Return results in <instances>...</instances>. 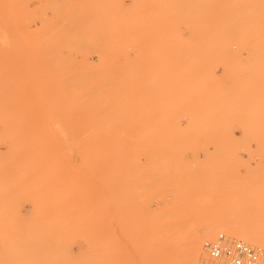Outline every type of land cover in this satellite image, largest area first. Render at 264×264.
<instances>
[{
    "label": "rangeland",
    "instance_id": "1",
    "mask_svg": "<svg viewBox=\"0 0 264 264\" xmlns=\"http://www.w3.org/2000/svg\"><path fill=\"white\" fill-rule=\"evenodd\" d=\"M223 217L261 241L194 264L264 254V0H0V264H174Z\"/></svg>",
    "mask_w": 264,
    "mask_h": 264
},
{
    "label": "bare ground",
    "instance_id": "2",
    "mask_svg": "<svg viewBox=\"0 0 264 264\" xmlns=\"http://www.w3.org/2000/svg\"><path fill=\"white\" fill-rule=\"evenodd\" d=\"M84 157H86L87 158V156H84ZM84 159V158H83ZM91 160V159H90ZM72 167H74V166H72ZM95 168V167H94ZM97 168V167H96ZM96 168L94 169L95 170V172H97V170H96ZM80 169V168H79ZM72 170V169H71ZM73 170H74V168H73ZM92 170V169H91ZM101 170V169H100ZM114 171V169H110V172L111 171ZM76 171H78L77 169H76ZM82 171H83V169H82ZM85 171V170H84ZM106 171V170H105ZM105 171H103V172H105ZM108 171V170H107ZM112 171V172H113ZM90 172H92V171H90ZM102 172V171H101ZM111 172V173H112ZM79 173V172H78ZM99 173V172H98ZM110 173V174H111ZM87 174H89V173H87ZM97 174V173H96ZM109 175V174H108ZM68 176V175H67ZM88 176V175H87ZM106 176V175H105ZM68 178V177H67ZM76 178H77V176H76ZM106 177H104V179H105ZM69 179V178H68ZM85 179V178H84ZM86 179H87V177H86ZM104 180L103 178H100L99 180ZM107 181L106 180H104L107 184H109V186L111 187V185H113L112 184V182L114 183V181L113 180H115V177H113V176H107ZM72 181H75V179L74 180H72ZM67 182H69L68 180H67ZM100 182H102V181H100ZM73 183V182H72ZM77 183H80V185H81V187L82 188H84L83 186H82V183L81 182H77ZM98 183V182H97ZM97 183H95V185L97 184ZM85 183H83V185H84ZM88 184V183H87ZM70 186V183H67V186ZM79 185V184H78ZM78 185H76L75 186V184H73V186L74 187H76V189L78 188ZM90 185V184H89ZM88 185V186H89ZM94 185V186H95ZM103 185H104V183H103ZM118 185V184H117ZM68 186V187H69ZM71 186H72V184H71ZM72 186V187H73ZM105 186V185H104ZM116 186V185H115ZM72 187H70V189L72 188ZM74 187H73V189H74ZM80 187V188H81ZM96 187V186H95ZM94 187V188H95ZM110 187H108V188H110ZM114 187V186H113ZM112 187V188H113ZM67 188V187H66ZM80 188H78V190L80 191ZM88 188V187H87ZM93 188V189H94ZM101 188V187H100ZM108 188H106L105 187V190L107 191L108 190ZM90 189H92V186H90ZM67 190V189H66ZM82 190V189H81ZM84 190H86V188L84 189ZM102 190V189H101ZM113 190V189H112ZM69 190H67V194H66V197H67V195L69 194V192H68ZM72 191V190H71ZM70 191V192H71ZM74 191V190H73ZM77 191V190H76ZM87 191V190H86ZM86 191L84 192L83 191V194L84 195H86L87 193H86ZM97 191V190H96ZM109 191V190H108ZM75 192V191H74ZM78 192V191H77ZM92 191H90V193H91ZM111 192V191H110ZM108 193V192H107ZM115 193V192H114ZM117 193V192H116ZM116 193H115V195H116ZM76 194V193H75ZM81 194H82V192H81ZM82 194V197L84 196ZM103 194V193H102ZM106 194V193H105ZM109 194V193H108ZM72 195V194H71ZM96 195H97V193H96ZM107 195V194H106ZM105 195V196H106ZM89 196V195H88ZM88 196H86V197H88ZM109 196H110V194H109ZM117 196V195H116ZM121 196V195H120ZM73 197V196H72ZM104 197V194H103V196H102V198ZM107 197V199H109L108 198V195L106 196ZM105 197V198H106ZM112 197H113V194H112ZM115 197V196H114ZM114 197H113V199H114ZM111 198V197H110ZM117 198V197H116ZM120 198H123V197H120ZM70 199V198H69ZM72 199H74V198H72ZM83 199V198H82ZM82 199H81V201H82ZM84 199H85V197H84ZM86 199H88V198H86ZM90 199V198H89ZM84 201V200H83ZM80 202V201H79ZM72 205V204H71ZM74 205V204H73ZM79 206H81L80 204H79ZM71 207V206H70ZM70 207H69V209H70ZM73 207V206H72ZM80 208V207H79ZM74 209V208H73ZM69 211H72L71 209L69 210ZM74 211V210H73ZM77 211H79V212H81V208H80V210L78 209ZM79 212H76V213H79ZM71 213V212H70ZM77 223V225H79V221H77L76 222ZM76 223H75V225H76ZM230 222H227L226 221V219L223 217V218H214L211 222H207L203 227H201L200 228V230H198L197 228H196V232H194V233H189V234H191L189 237L187 236L186 238H189L188 239V241H187V239L185 238V240H186V243H187V245L186 244H184L183 242L185 241H183L182 242V245H181V248H176V249H174L173 251L174 252H172V254L173 255H175L176 256V254H178L179 252H180V250L182 249V250H184L183 251V253H179L178 255L179 256H177V258H179V259H177V261L175 262L176 264H194L195 263V261H196V259H197V257L199 256V254H201L200 252H201V249H202V247H203V239H204V237H206V236H208V235H210V234H213L216 230H218V229H223V230H227V231H233V232H237V233H239L241 236H243V237H246V238H248V239H251V240H253V241H256V242H259V241H261V238H260V236H259V233L257 234L256 232H259V231H250L249 229H247L245 226H235V225H233V224H229ZM73 224V223H72ZM72 224L70 225V228H71V230H72ZM74 225V224H73ZM81 226V225H80ZM76 227V226H75ZM77 227H79V226H77ZM68 228H69V226H68ZM74 228V227H73ZM80 228V227H79ZM77 229V228H76ZM80 230V229H79ZM68 232H70V230L68 229ZM72 232V231H71ZM71 234V233H70ZM261 235V234H260ZM74 244V243H73ZM183 244H184V247L185 246H187L186 248H184L183 247ZM73 246V245H72ZM184 249H183V248ZM73 249V247L71 248V250ZM78 249V248H77ZM76 249V250H77ZM80 250H81V248H79ZM186 249V250H185ZM172 250V249H171ZM176 250L177 251H179L178 253L176 252ZM182 250H181V252H182ZM73 251H74V249H73ZM82 252V251H81ZM80 252V253H81ZM78 255H79V253H77ZM77 254H75L74 256H77ZM165 254V253H164ZM82 255V253L79 255L80 257H82L81 256ZM166 255V254H165ZM73 256V259L72 260H75L76 258ZM78 257V256H77ZM80 259V258H79ZM76 262L75 263H79V262H82L81 260L79 261V262H77V260H75ZM74 263V264H75ZM174 263V264H175ZM73 264V263H72ZM79 264H81V263H79ZM154 264V263H153ZM199 264V263H198Z\"/></svg>",
    "mask_w": 264,
    "mask_h": 264
},
{
    "label": "built area",
    "instance_id": "3",
    "mask_svg": "<svg viewBox=\"0 0 264 264\" xmlns=\"http://www.w3.org/2000/svg\"><path fill=\"white\" fill-rule=\"evenodd\" d=\"M210 264H258L264 255L257 247L242 239H231L224 233L204 242Z\"/></svg>",
    "mask_w": 264,
    "mask_h": 264
}]
</instances>
